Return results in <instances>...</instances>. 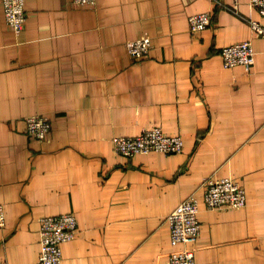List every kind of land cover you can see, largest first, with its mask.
<instances>
[{"label":"crops","instance_id":"0c3cea01","mask_svg":"<svg viewBox=\"0 0 264 264\" xmlns=\"http://www.w3.org/2000/svg\"><path fill=\"white\" fill-rule=\"evenodd\" d=\"M15 34L0 0V264H40L41 218L73 212L78 235L62 264H168L169 215L199 200L197 264H264V27L249 0H25ZM212 24L190 32L189 17ZM149 35L138 60L126 48ZM250 41L251 71L226 68L222 50ZM44 115L43 142L26 118ZM160 126L179 154L126 158L114 138ZM231 178L240 209H209L205 184Z\"/></svg>","mask_w":264,"mask_h":264},{"label":"built area","instance_id":"2783aa9c","mask_svg":"<svg viewBox=\"0 0 264 264\" xmlns=\"http://www.w3.org/2000/svg\"><path fill=\"white\" fill-rule=\"evenodd\" d=\"M73 2L81 7H94L97 4V0H73ZM249 2L259 15L264 17V0H249ZM2 6L9 28L15 34L21 33L27 23L25 0H2ZM189 23L191 34L196 36L211 26L212 17L210 13H197L189 17ZM251 27L256 36L264 37V27L259 21L251 20ZM152 46L149 35L130 40L126 44L128 53L138 60L148 58ZM222 57L226 68L243 66L248 72L251 71L256 60L250 41L226 46L222 50ZM26 131L33 140L43 142L51 134L52 124L44 115L29 116L26 118ZM113 142L116 151L126 158L151 152L179 154L184 147V140L180 134L168 135L160 126L146 128L135 136L116 137ZM204 199L209 209H240L247 204L245 189L231 178H209L205 184ZM199 211V200L192 196L179 204L169 215L171 244L173 246L182 244L184 248L172 252L168 264H197L195 250L191 245L201 234ZM40 223V264H62V245L74 240L78 235L77 216L73 212L45 216L41 218ZM5 224V209L0 204V228L5 227Z\"/></svg>","mask_w":264,"mask_h":264}]
</instances>
